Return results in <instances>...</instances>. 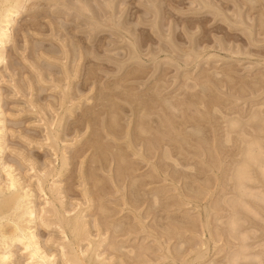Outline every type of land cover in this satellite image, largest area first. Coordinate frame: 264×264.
<instances>
[{
	"label": "rangeland",
	"instance_id": "1",
	"mask_svg": "<svg viewBox=\"0 0 264 264\" xmlns=\"http://www.w3.org/2000/svg\"><path fill=\"white\" fill-rule=\"evenodd\" d=\"M84 1L97 11L95 19L87 12L80 15L77 0H68L71 6L66 8L61 2L25 0L26 7L11 26V37L6 43L7 58L0 64L3 111L0 118L6 120L7 130L0 180L9 179L10 168L4 165L6 162L23 185L33 189L32 199L37 210L49 207L44 203L52 197L49 188L55 183L64 206L59 202H54V206L64 213L62 215L68 218L70 214L85 212L82 215L91 242L84 241L75 249L78 247L79 254L82 251L90 254L97 247L95 251L105 264H235L237 257L238 260L241 257L238 264H264V178L257 167L250 165L257 183L244 184L256 197L250 196V192L249 195L243 193L244 196L234 182V170L243 159L240 153L247 149L246 145L249 147V141L259 140L264 152V0H113L115 14L111 20L121 23L116 27L106 25L109 18L105 13L107 0ZM34 19L36 26H32ZM19 20L29 23L26 29L18 30ZM91 20L101 28L94 29ZM66 72L69 75H65ZM156 88L160 92L156 90L155 94ZM117 89L122 90V94ZM65 92L69 93L66 94L68 98ZM127 92L131 102L127 100ZM204 92L217 100L214 98L206 105L201 97ZM102 93L106 95L101 96ZM189 95L198 96L194 98L197 101H191ZM158 96L162 97L160 104H153V110L152 104L147 106L149 116L145 111L146 118L142 120L146 129L156 134L153 138L159 141L152 139L153 142L143 134L147 136V144L141 134L136 138L135 123L139 120L140 107L137 110L135 106L139 100L141 103L147 101V105L151 98ZM32 100L37 109L33 108ZM111 102L114 108L116 105L119 108L116 111L121 128L117 137L107 133L106 128V106H111ZM179 104L182 110H171L170 105ZM41 107L46 110L43 112ZM90 108L99 111V118L91 116L94 111ZM89 116L99 119L96 121L98 130L93 122H85ZM81 118L84 119L82 123ZM159 119L163 129L157 124ZM45 120L52 123L49 128L59 138L57 150L55 146L52 150L44 145L47 143L44 141ZM179 124H182V132L178 130ZM189 124L204 132L196 128V134ZM164 129L169 132L164 133ZM227 133L229 142L222 143ZM95 135L103 144L124 150L130 167L133 165L135 169L131 167L132 171L116 177L117 163L113 153L106 154L105 162L94 157L97 156L95 149L89 144ZM205 137L208 142L199 140ZM129 140L133 141L131 147ZM206 143L212 149L207 151ZM128 148L133 149L134 154ZM164 149L169 154L172 150L177 154L168 156L163 153ZM64 155L68 159L67 166L61 168ZM45 170L54 174L45 184V192L49 191L46 196L37 182ZM92 172L100 178L101 184H106V189L101 184L93 189L89 180ZM128 175L136 178L135 182L139 181L135 183ZM156 197L159 198L156 200ZM100 201H104L103 205L110 212L101 213ZM231 201L232 207L236 206L233 209L228 205ZM106 216L110 218L104 219ZM233 219L240 224L234 226ZM181 220L188 222H184L185 225ZM41 223L38 220L36 227L39 243L48 251L46 253L55 254L58 264H65L59 257V241L73 242L71 234L66 231L64 235L63 229L46 228ZM170 231L175 232L171 237ZM96 242L102 243L100 247L94 245ZM117 248L119 251H115ZM137 249L141 251L138 253ZM10 251L15 254L13 264H31L21 245ZM197 254L204 257L199 260Z\"/></svg>",
	"mask_w": 264,
	"mask_h": 264
},
{
	"label": "bare ground",
	"instance_id": "2",
	"mask_svg": "<svg viewBox=\"0 0 264 264\" xmlns=\"http://www.w3.org/2000/svg\"><path fill=\"white\" fill-rule=\"evenodd\" d=\"M25 0H0V64L4 61V60H6V58H7V48H6V43L10 40V37H11V26H12V24L14 23V22H16V19H17V17H18V15H20L21 14V12H22V10H23V8L24 7H26V5L24 6V4H23V2H24ZM46 1V3L47 2H50V3H56V4H58L59 2H61L62 4H63V7H65L66 8V6H68V5H70V4H68L67 2H68V0H45ZM78 2H79V5H78V7H76L77 8V10H79L80 12H81V14L80 15H82V13L83 14H85L86 12L87 13H89L90 14V17H91V19H95V17H96V14H97V11L96 10H92L91 9V7L84 1V0H77ZM60 3V4H61ZM33 5H35V4H32V6ZM71 6V5H70ZM70 6L68 7V8H70ZM206 6V5H205ZM30 7H31V5H30ZM59 8V7H58ZM72 8H74V7H72ZM29 9V8H28ZM74 10H75V8H74ZM76 10V11H77ZM99 10V9H98ZM103 10V9H102ZM104 11V10H103ZM105 13L107 14V15H109V18H108V21H107V24L106 25H113L114 27H116L117 25L118 26H121L120 24L121 23H113V21L111 20V18H112V16L115 14V8H114V1L113 0H107V4H106V7H105ZM99 15V14H98ZM87 17H89L88 16V14L86 15ZM101 16V15H100ZM33 17V16H32ZM86 17V18H87ZM89 17V18H90ZM107 17V16H106ZM37 18V17H36ZM35 18V19H36ZM34 19V23H32V26H36V24H35V22H36V20ZM38 19V18H37ZM26 20V19H25ZM30 20V19H29ZM20 21V20H19ZM92 21V20H91ZM28 22V21H27ZM92 22H94V21H92ZM115 22V21H114ZM19 23V22H18ZM106 23V22H105ZM105 23H104V25H105ZM103 24V23H102ZM29 25V23H26L24 20H22V21H20V23H19V26H18V30H24V29H26L27 28V26ZM262 25V24H261ZM264 25V24H263ZM93 27H94V29H96V28H98V29H100L101 28V25L99 24V23H97V22H94L93 23ZM114 27H112V28H114ZM31 28V27H30ZM39 28V27H38ZM37 28V29H38ZM103 28V27H102ZM104 28H106V27H104ZM109 28H111V27H109ZM33 29H34V27H33ZM124 29V28H123ZM17 30V31H18ZM116 30V29H115ZM119 30V29H118ZM61 31V30H60ZM22 32V31H21ZM128 32V31H127ZM19 33V32H18ZM144 35H146V34H144ZM15 36V35H14ZM17 36V35H16ZM18 37V36H17ZM146 38H148L147 36H146ZM16 39V38H15ZM130 39V38H129ZM128 39V40H129ZM79 41V40H78ZM136 41V40H135ZM80 42V41H79ZM142 42V41H141ZM134 43V42H133ZM132 44V43H131ZM134 47V46H133ZM82 57V56H81ZM67 70V69H66ZM65 70V71H66ZM93 70H95V69H93L92 68V71ZM64 71V72H65ZM92 71L90 72V71H88L87 70V72H90V73H92ZM87 72H86V74H87ZM95 72V71H94ZM68 72H66V74L65 75H69V74H67ZM89 75H91V74H89ZM86 77V76H85ZM68 78H70V77H68ZM88 79V81H89V79L91 80L92 79V77H90V78H87ZM87 79H85L86 81H87ZM259 81V80H258ZM97 82H98V79H97ZM257 82V81H256ZM255 82V83H256ZM86 83V82H85ZM88 83H90V82H88ZM87 84V83H86ZM96 84H98V83H96ZM116 84V83H115ZM258 84V83H257ZM118 85V84H117ZM122 85V84H121ZM120 86V85H119ZM117 87V86H116ZM159 87V86H158ZM113 88H114V86H113ZM118 88H120V87H118ZM112 89V88H111ZM116 89V88H115ZM121 89H122V87H121ZM118 91H120L119 89H117ZM123 90V89H122ZM121 90V91H122ZM157 90V92H160V89H155L154 90V92ZM0 91H1V89H0ZM33 91V90H32ZM115 91V90H114ZM120 91V94H122V92ZM125 91V90H124ZM68 92V91H67ZM67 92H65V96L68 98V96L66 95V94H69V93H67ZM126 92V91H125ZM154 92L152 93V94H154ZM207 92H210L209 90L207 91ZM110 93V92H109ZM114 93H116V91L114 92ZM117 93H119V92H117ZM205 93V92H204ZM212 93V92H211ZM103 95H101V96H104V95H106L105 93H102ZM113 94V93H112ZM123 94H124V92H123ZM130 94V93H129ZM155 94H156V92H155ZM32 95V94H31ZM109 95H111V93L109 94ZM116 95V94H115ZM125 95L128 97V99L127 100H129V96H128V92L127 93H125ZM124 95V96H125ZM201 95H204V96H201L202 97V99H207V101H204V100H202V99H200V100H202V102H205V104H206V102H208L209 104L210 103H212L213 101V99L214 98H216V97H213L210 93H205V94H201ZM70 96V95H69ZM118 97H120L119 96V94L117 95ZM124 96H122V98L124 97ZM131 96V95H130ZM134 96V95H133ZM132 96V97H133ZM153 96V95H152ZM157 96V95H156ZM190 96V100L191 101H197V100H195V99H198V96H195V95H192V97H191V95H189ZM100 97V96H99ZM106 97V96H105ZM109 97V96H108ZM110 97H112V96H110ZM113 97H114V94H113ZM131 97V98H132ZM149 97H151V94H150V96ZM153 97H155V96H153ZM200 97V98H201ZM115 98V97H114ZM113 98V99H114ZM121 98V97H120ZM133 98H135V97H133ZM137 98V97H136ZM135 98V99H136ZM195 98V99H194ZM63 99H66V98H63ZM112 99V100H113ZM123 99H125V97L123 98ZM134 99V100H135ZM147 99H148V97H147ZM146 99V100H147ZM161 99H162V97H159L158 96V98H151V100H150V98H149V100L151 101L150 103H147V105H146V102H143V103H141V101H140V103H139V101L137 102L138 104H136L137 106H135L136 108L138 107H140V109L138 110V108H137V112H138V114H139V120H137L138 121V123H137V121H136V123H135V125L137 126V132L134 130V128L136 127H134L133 128V130L136 132V134H137V136H136V138L137 137H140V134L144 137L145 135H143V134H146V135H148L150 138V140H152V139H154L153 137L156 135H153V132L151 133V131H149V129L147 128L146 129V125H145V122L142 120V119H145L146 118V113L148 112V111H146V110H148L146 107L147 106H150V104H155V106H156V103H158V104H160V101H161ZM67 100V99H66ZM66 100H65V102L64 103H66ZM101 100H102V98H101ZM106 100V99H105ZM126 100V99H125ZM131 100V99H130ZM129 100V102H131ZM133 100V101H134ZM149 100H148V102H149ZM215 100H217V98L215 99ZM64 101V100H63ZM103 101V100H102ZM102 101H101V103H100V106H102ZM110 101V100H109ZM132 101V102H133ZM1 102H2V96H1V94H0V117L1 116H3V111L1 110ZM68 102V101H67ZM136 102V101H135ZM134 102V103H135ZM164 102L166 103H169L168 102V100H164ZM32 106H33V108H36V106L34 105L35 104V102L32 100ZM31 103H29L30 105H31ZM63 103V104H64ZM72 103V102H71ZM71 103H70V105H71ZM76 102H74L73 103V105L75 104ZM81 103V102H80ZM99 103V102H98ZM103 103H107V102H103ZM110 103V102H109ZM62 104V105H63ZM111 106L109 105V106H106V107H108L107 108V114H108V119H107V126H106V128L108 129V131L109 132H107V133H109V134H111V135H119V133H120V128H121V126H120V124H119V114H118V112L116 111V109H119V108H117V105H116V108H114V106H115V104L114 103H112L111 102ZM170 104V103H169ZM214 104V103H213ZM65 105V104H64ZM81 105H82V103H81ZM98 105V104H97ZM107 105H108V103H107ZM142 105V106H141ZM152 105H151V107H152ZM207 105V104H206ZM69 106V105H68ZM68 106H67V108H68ZM74 106H76V105H74ZM105 106V105H104ZM181 106L182 105H170V108H171V110H173V108H175V109H181ZM38 107V106H37ZM63 107V106H62ZM70 107V106H69ZM168 107V106H167ZM42 108V107H41ZM64 108V107H63ZM98 108V107H97ZM100 108V107H99ZM98 108V109H99ZM103 108V107H102ZM153 108H154V105H153V107H152V110H153ZM157 108V107H156ZM37 109V108H36ZM91 109V108H90ZM104 109V108H103ZM207 109H209V108H207L206 107V110ZM212 109V108H211ZM31 110H34V109H31ZM42 110H43V112H44V110H46V109H44V108H42ZM70 110V109H69ZM93 109H91V111H92ZM101 110V109H100ZM106 110V109H105ZM150 110V109H149ZM182 110V109H181ZM180 110V111H181ZM37 111V110H36ZM40 111V110H39ZM64 110H62V112H63ZM68 111V110H67ZM94 111V110H93ZM102 111H104V110H101L100 112H102ZM145 111H146V113H145ZM174 111V110H173ZM176 111V110H175ZM209 111V110H208ZM38 112V111H37ZM36 112V113H37ZM209 112H211V111H209ZM34 113H35V110H34ZM67 113H69V112H67ZM87 113V112H86ZM88 113H90V111L88 112ZM103 113V112H102ZM63 114H64V112H63ZM71 114H73V113H71ZM92 114H94V116L95 115H97V117H98V115H100V113H99V111L98 110H96V111H94V112H92L91 113V116H93ZM137 114V115H138ZM149 114V112L147 113V115ZM82 115V114H81ZM80 115V116H81ZM85 115V114H84ZM88 115V114H87ZM103 115V114H102ZM101 115V116H102ZM151 115V114H150ZM86 116V115H85ZM85 116H83V117H85ZM149 116V115H148ZM173 116V115H172ZM64 117V116H63ZM137 117V118H138ZM46 118V117H45ZM44 118V119H45ZM61 118V117H60ZM99 118V117H98ZM148 118H150V117H148ZM183 118V117H182ZM2 118H0V162L2 161V157H3V155H4V149H3V145L6 143V133H7V130H6V120L5 119H3V120H1ZM64 118H62L61 120H63ZM80 119V118H79ZM78 119V120H79ZM154 120H155V118H153ZM88 122H93V124H94V126H95V128L97 127L98 128V126H96V125H98L97 123H96V121L98 120V122H99V119H97L96 120V118L95 117H93V118H90V116L89 117H86V119H85V122L86 123H88ZM148 119H146V121H147ZM152 120V119H151ZM157 120V119H156ZM160 120V121H159ZM158 120V125L160 126V128L161 129H163V122L161 121V119H159ZM82 121H84V119L82 120V118H81V123H82ZM45 126H44V128H45V130H46V137H45V142H47L46 144H44V145H47V147H48V145L52 148V150H53V146H58V143H57V141L59 142V138H58V136H56L55 135V132L54 131H51V129L49 128V125L51 124L52 125V123H50V124H48V122H50V121H46L45 120ZM80 122V121H79ZM78 122V123H79ZM148 122V121H147ZM146 122V123H147ZM150 122V121H149ZM154 122V121H153ZM195 122H199V121H195ZM61 123V122H60ZM156 123V122H155ZM165 123V122H164ZM184 123H186V121L184 122ZM188 123V122H187ZM187 123H186V125H187ZM76 124V123H75ZM92 124V125H93ZM50 125V126H51ZM77 125V124H76ZM80 125V124H79ZM82 125V124H81ZM91 125V126H92ZM147 125H150V124H147ZM158 125L157 126H155V127H158ZM185 125V124H184ZM90 126V127H91ZM189 126H191L190 124H189ZM52 127V126H51ZM60 127V126H59ZM150 127V126H149ZM166 127V126H165ZM180 127H182V124H179V129L178 130H180L181 132H182V128H180ZM192 127V129H194L193 131L196 133V128H198L201 132H204V131H202V128H200V127H198V126H191ZM95 128H93V129H95ZM96 128V129H97ZM152 128H154V126H152ZM167 128V127H166ZM59 130H60V128H58ZM157 129H159V128H157ZM185 129V128H184ZM98 130V129H97ZM97 130H95V131H97ZM160 130V129H159ZM104 131H106V129L104 130ZM122 131V130H121ZM158 131V130H157ZM161 131V130H160ZM166 130L164 129V133H166V132H169V130L168 131H166ZM184 131V130H183ZM58 132V131H57ZM180 132V133H181ZM263 132V131H262ZM98 133V132H97ZM121 133H123V132H121ZM170 133H172V132H170ZM185 133H188V132H185ZM191 133V132H190ZM59 134V133H58ZM93 134H95L94 133V131H93ZM128 134V133H127ZM135 134V135H136ZM167 134V133H166ZM189 134V133H188ZM197 134V133H196ZM98 135V134H97ZM121 135H123V134H121ZM135 135H134V137H135ZM150 135H153V136H150ZM229 133H227V137L225 138V140H223V142L222 143H227V142H229ZM258 135V134H257ZM96 136V135H95ZM99 136H100V134H99ZM99 136H96L92 141H91V144H89V146L91 145L92 146V149L94 148L95 149V151L94 152H96V155L97 156H94L95 158L97 157V158H102V161H106L107 159H106V154H108V152H111V153H113L114 154V157H115V159H116V163H117V175L115 174V176L116 177H119V176H124L125 175V173L127 172V173H129V171H132L133 170V168H134V166L132 165L131 167H133V168H131L130 167V164H129V162L127 161V157H126V152H124V150H122V149H117V148H115L114 146H109V145H107V144H103L101 141H100V139H98L99 138ZM116 136V137H117ZM167 136V135H166ZM172 136H174V134L172 135ZM263 136H264V134H263ZM122 137H124V136H122ZM128 137V136H127ZM152 137V138H151ZM169 137V136H168ZM170 137H171V135H170ZM179 137V136H178ZM178 137H177V139H178ZM130 138V137H129ZM142 138V137H141ZM145 138V137H144ZM146 138H147V136H146ZM143 139V141H144V143L147 141V139ZM181 138V137H180ZM243 139H244V136L242 137ZM241 138V139H242ZM252 138H254V137H252ZM128 139V138H127ZM148 139V140H149ZM171 139V138H170ZM175 139V138H174ZM176 139V140H177ZM240 139V140H241ZM134 140V139H133ZM141 139L139 138V141H140ZM156 140V138L154 139V141ZM171 140H173V139H171ZM175 140V141H176ZM199 140H202V141H204V142H208V141H206V137L205 138H202V139H199ZM246 140V139H245ZM251 140V139H250ZM130 141V140H129ZM153 141V140H152ZM153 141V142H154ZM157 141H159V140H156V142ZM174 141V140H173ZM179 141V140H178ZM183 140H180V143L182 142ZM186 141V140H185ZM188 141V140H187ZM248 141V140H247ZM247 141H245L246 143H247ZM259 140H254V141H252V142H250L249 141V147L246 145V150L245 151H243V152H241L240 154H243L242 156H243V159H242V163L240 164H238L237 165V168H235V175H234V177L236 178L235 180H234V182H235V185L237 186V187H239V190L241 191V193L243 194V193H247L248 192V195H249V192L250 191H248V189L249 188H247V186L244 184L245 182H249V185H251L250 183H252V184H255V183H257V182H255V179H254V177L251 175L252 174V170H250L251 168H250V165H254L255 167H257L258 168V170H259V174H262L261 175V177L262 178H264V157H263V151H262V148H261V142L259 141ZM135 142V141H134ZM152 142V143H153ZM136 143H139L138 141H136ZM136 143H134V144H136ZM147 144L149 143V141L148 142H146ZM159 143V142H158ZM161 143V142H160ZM178 143V142H177ZM183 143V142H182ZM202 143V142H201ZM241 143H243L244 144V141H242ZM156 144V143H155ZM154 144V145H155ZM164 144V143H163ZM186 144H188V143H186ZM209 144V143H208ZM43 145V144H42ZM41 145V146H42ZM44 145H43V147H44ZM116 145V144H115ZM133 145V141H130V147ZM145 145V144H144ZM165 145V144H164ZM204 145V144H203ZM206 145H207V143L204 145V147H206ZM223 145V144H222ZM40 146V145H39ZM40 146V147H41ZM127 146H128V143H127ZM159 146V145H158ZM161 146V145H160ZM168 146V145H167ZM210 146V145H209ZM244 147H245V145H243ZM49 147V148H50ZM54 147V148H55ZM146 147H148L147 145H146ZM166 147V146H165ZM207 147H208V145H207ZM206 147V148H207ZM42 148V147H41ZM89 148V147H88ZM91 148V147H90ZM120 148V147H119ZM124 148V147H123ZM169 148H170V146H169ZM209 148H211V147H208V149H207V151L209 150ZM58 148L56 147V150H57ZM128 149H131V148H128ZM147 149V148H146ZM212 149V148H211ZM132 151H133V149H131ZM149 150H150V148H149ZM165 150V152H163L164 154H168V156L170 155V154H172V153H175V152H173V150H172V153H170L169 154V151L168 150H166V149H164ZM169 150H171V148L169 149ZM174 150H175V148H174ZM177 150V149H176ZM175 150V151H176ZM218 150V149H217ZM146 151V150H145ZM178 151V150H177ZM213 151V150H212ZM136 152V151H135ZM147 152V151H146ZM149 152V151H148ZM151 152V151H150ZM149 152V153H150ZM211 152V151H210ZM208 153V152H207ZM65 154V153H64ZM133 154H134V151H133ZM148 154V153H147ZM177 154V152L175 153V155ZM128 155V154H127ZM163 155V154H162ZM164 156V155H163ZM163 156H161V157H163ZM171 156H173V154L171 155ZM93 157V158H94ZM169 158V157H168ZM166 159V158H165ZM171 159V157L169 158V160ZM67 156H63L62 157V164L61 165H63V166H61V168H63V167H65V166H67ZM101 160V159H100ZM168 160V159H167ZM172 160H174V159H172ZM178 160H179V158H178ZM95 161H97V160H95ZM101 161V162H102ZM104 162H102V163H104ZM173 162V161H172ZM175 163V162H174ZM163 164H164V167H165V163L163 162ZM167 164V163H166ZM4 165L5 166H8L9 168H10V171L7 173V177H9V179H5V180H0V264H13L14 263V259H15V254L13 253V252H11L10 250H11V248L12 247H14V246H16V245H21V247H22V249L27 253V255L29 256V258H30V263L31 264H58V261H56V257H55V254H48V253H46V252H48L46 249H44L43 248V246L39 243V241H38V234H37V232H36V227H37V221L38 220H41V224H43V226L44 227H46V228H50V227H52V226H56V227H59L60 229H63L62 230V234H64V233H66V231H69L68 233L69 234H71V236H72V238H73V242H70V241H65V242H62V240L61 241H59L60 242V245H59V248H60V256L59 257H61V260H62V262L63 263H65V264H105V263H103V261H101V255L98 253V251H95V249L97 248V247H94L95 249L90 253V254H84V252L82 251L81 252V254H79L77 251H79V250H76V249H78V247L81 245V243L82 242H84V241H88V243L89 242H91L90 241V234H89V230H87V223L85 222V220L86 219H84L85 217H84V215H82V213L84 214L85 212H80V213H77L76 215H71V217H70V215H69V217L68 218H66V216L65 215H62V214H64V213H60V211L57 209V207L56 206H54V202H59V203H61V206H64L63 205V203H62V201H61V196H60V191H58V187H56V186H54V184L55 183H53L52 182V184H51V186H50V184H49V186H50V188H49V191L47 190L46 192H49V194L51 193V195H52V197L51 198H49V199H46V201H45V205H49V207L48 208H45L44 206L42 207V208H40L39 210H37L36 209V207H35V205H34V203H35V201H33V199L32 198H34V194H33V189H31V188H26L25 187V185H23V183L21 182V178H19V177H17V176H15L14 175V172L12 171V166L11 165H7V163L6 162H4ZM168 165V164H167ZM177 164H175V166H176ZM168 166H170V165H168ZM185 166V165H184ZM253 166V167H254ZM167 167V166H166ZM185 167H187V166H185ZM61 168H60V170H59V172L61 171ZM66 168V167H65ZM64 168V169H65ZM191 168V167H190ZM135 169V168H134ZM193 169V168H192ZM257 170V171H258ZM56 171H58V170H56ZM68 171V170H67ZM92 171V170H91ZM90 171V172H91ZM233 171V170H232ZM234 171H233V173H234ZM55 172V171H54ZM64 172V171H63ZM116 172V171H115ZM177 174H178V172L177 171H175ZM197 172H200V171H197ZM261 172V173H260ZM183 173V172H182ZM56 174H57V172H56ZM62 174V173H61ZM131 174V173H130ZM134 174V173H133ZM132 174V175H133ZM200 174H201V172H200ZM41 176L43 175V174H40ZM58 175V174H57ZM63 175V174H62ZM88 175V174H87ZM186 175H187V173H186ZM36 176V175H35ZM39 176V175H38ZM37 176V177H38ZM51 176H54V174H53V171H48V170H45V172H44V175H43V177H38V179H37V182L39 181V185H40V187H38L40 190H41V192H43L44 193V195L46 196L47 195V193L45 192V184H47L50 180H49V178L51 177ZM90 176V175H89ZM194 176V175H193ZM197 176V175H196ZM258 176V175H257ZM128 177L130 178L131 176L130 175H128ZM145 177V176H144ZM144 177H143V179H144ZM190 177H191V175H190ZM198 177V176H197ZM233 177V178H234ZM85 178H87V177H85ZM119 178H121V177H119ZM123 178V177H122ZM199 178V177H198ZM201 178V177H200ZM127 179V178H126ZM131 179H133L132 181H134V179H136V178H134V177H131ZM130 179V180H131ZM139 179H141V178H139ZM228 179V178H227ZM232 179V178H231ZM230 179V180H231ZM89 180H90V184L92 183L93 184V189L95 188V187H97L98 186V184H101V180H100V178L98 179V176H96V174H95V172H94V174H93V172H92V175L90 176V178H89ZM88 180V181H89ZM116 180V179H115ZM119 181H120V179H118ZM197 180V179H196ZM206 180V179H205ZM208 180V179H207ZM233 180H232V182H233ZM87 181V180H86ZM122 181H124V179L123 180H121V182ZM137 182L139 181V180H136ZM140 181H142V180H140ZM146 181V180H145ZM257 181V180H256ZM264 181V180H263ZM262 181V182H263ZM85 182V181H84ZM100 182V183H99ZM135 182V181H134ZM137 182H135V183H137ZM87 183V182H86ZM116 183H118V182H116ZM140 183V182H139ZM146 183V182H145ZM204 183V182H203ZM207 183V182H206ZM209 183V182H208ZM207 183V184H208ZM140 184H143V182L142 183H140ZM247 184V183H246ZM56 185V184H55ZM95 185H97V186H95ZM103 185V187H105L106 186V184L105 183H103V184H101V186ZM132 185V184H131ZM134 185V184H133ZM133 185H132V188H133ZM138 185V184H137ZM185 185H187L186 183H185ZM95 186V187H94ZM117 186V185H116ZM136 185H134V187H135ZM143 186V185H142ZM189 186V185H188ZM191 186V185H190ZM235 186V187H236ZM100 187V186H99ZM137 187H141V186H137ZM136 188V187H135ZM134 188V189H135ZM97 189V188H96ZM100 189V188H99ZM105 189H106V187H105ZM104 189V190H105ZM133 189V190H134ZM235 189V188H234ZM95 190V189H94ZM103 190V189H102ZM103 190V191H104ZM137 190V189H136ZM136 190H134L135 191V193H138ZM236 190L238 191V189L236 188ZM131 191V190H130ZM192 191V190H191ZM240 191H238V192H240ZM98 192V194H99V192L100 191H97ZM238 192H236L237 194H238ZM241 193H240V195L239 196H241ZM93 194V193H92ZM101 194V193H100ZM63 195V194H62ZM88 195V194H87ZM95 195V194H94ZM134 195H139V194H133V196ZM153 195H154V193H153ZM158 194H155V196H157ZM244 195V194H243ZM253 195H255V194H252V192H250V196H253ZM93 196V195H92ZM97 196V195H96ZM96 196H94V197H96ZM245 196V195H244ZM139 197V196H138ZM159 197H160V195H159ZM158 197V198H159ZM253 197H256V196H253ZM46 198V197H45ZM48 198V197H47ZM133 199H134V197H132ZM136 198V197H135ZM157 197H156V200L158 199ZM222 198H223V196H222ZM226 198V197H225ZM233 198H235V197H233ZM92 199V198H91ZM90 199V200H91ZM94 199H97V197L96 198H94ZM138 200H139V202H140V200L141 199H139V198H137ZM224 199V198H223ZM238 199H240V198H238ZM259 199V198H258ZM155 200V199H154ZM153 200V201H154ZM235 200V199H234ZM233 200V201H234ZM86 201H87V199H86ZM95 201H97V200H95ZM134 201V200H133ZM135 201H136V199H135ZM153 201H152V203H153ZM160 201V200H159ZM162 201V200H161ZM222 201V200H221ZM235 201H238L237 200V198H236V200ZM256 201H258V200H256ZM89 202V201H88ZM87 202V203H88ZM104 202V201H103ZM103 202H101L100 201V203L98 204V206L100 205V211H101V213H104L105 214V212H106V207L103 205L104 203ZM132 202V201H131ZM156 202H158V201H156ZM155 202V203H156ZM232 202V201H231ZM58 203V204H59ZM89 203H91V202H89ZM137 203V205H138V202H135V204ZM142 203V202H141ZM154 203V204H155ZM159 203V202H158ZM93 203H91V205H92ZM164 204V203H163ZM233 205V202L232 203H228V205L229 206H231L232 207V205ZM235 204V203H234ZM236 204H238V203H236ZM235 204V205H236ZM240 201H239V206H240ZM244 203L242 202V205H243ZM43 205V204H42ZM153 205V204H152ZM157 205V204H156ZM158 205H160V204H158ZM162 205V204H161ZM160 205V206H161ZM226 205H227V203H226ZM246 205V204H245ZM60 206V205H59ZM61 206L59 207V208H61ZM87 206H89V204H87ZM155 206V205H154ZM165 206V205H164ZM47 207V206H46ZM85 207H86V205H85ZM84 207V208H85ZM97 207V206H96ZM233 207H236V206H233ZM233 207H232V209H233ZM99 208V207H98ZM162 208H164L163 206H162ZM87 209V208H86ZM85 209V210H86ZM89 209V208H88ZM235 209V208H234ZM61 210H63V209H61ZM83 209H81V211H82ZM99 210V209H98ZM108 212H110L109 210H107ZM249 210H247V212H248ZM67 212V211H66ZM66 214V213H65ZM97 214H100V212H98ZM107 215V214H106ZM67 216H68V214H67ZM103 216H105V215H103ZM102 216V217H103ZM107 216H110V215H107ZM104 217V219H106V218H110V217ZM159 218V217H158ZM103 219V218H102ZM177 219V218H176ZM183 219V218H182ZM100 220V219H99ZM157 220H159V219H157ZM234 220V219H233ZM237 220V219H236ZM239 220V219H238ZM96 221H98V220H96ZM102 221V220H101ZM176 221H180V219L179 220H176ZM182 221V220H181ZM232 221V220H231ZM230 221V222H231ZM235 221V220H234ZM233 221V222H234ZM240 221V220H239ZM100 222V221H99ZM99 222H96V223H99ZM183 222V221H182ZM185 222V221H184ZM183 222V224H185V223H187L188 221H186L185 223ZM232 222V223H233ZM236 222V221H235ZM102 223V222H101ZM101 223H100V225H101ZM106 223V222H105ZM237 223L238 222H236L235 224H234V226H237ZM161 224V223H160ZM178 224H181L180 222L178 223ZM182 224V225H183ZM240 223H238V225H239ZM109 225V224H108ZM113 225V224H112ZM186 225V224H185ZM189 225V224H188ZM98 226H99V224H98ZM162 226V225H161ZM165 226V225H164ZM231 226H233V225H231ZM55 227V228H56ZM102 228L104 227L105 228V225L104 226H101ZM109 227V226H108ZM163 227V226H162ZM168 226H166V228H167ZM107 228V227H106ZM109 228H111L110 230L112 231V227H109ZM160 226H159V231H160ZM166 228L164 227V229L166 230ZM115 229V228H114ZM122 229V228H121ZM169 230H171L170 228H168ZM101 230V229H100ZM108 230V229H107ZM117 230V229H116ZM123 230V229H122ZM61 231V230H60ZM161 231H163L164 232V230L163 229H161ZM116 232V231H115ZM114 232V233H115ZM167 232V231H166ZM165 232V233H166ZM172 232H174V231H170V237H171V235L173 236L174 235V233L172 234ZM113 233V234H114ZM68 234V235H69ZM64 235H66V234H64ZM63 235V236H64ZM118 234H117V232H116V236H117ZM166 235H169V232H168V234H166ZM177 236V235H176ZM176 236L175 237H172V238H176ZM211 236H212V234H211ZM63 238V237H62ZM72 238H71V240H72ZM177 238H179V236L177 237ZM181 238V237H180ZM64 240H65V237H64ZM93 240V239H92ZM100 240V239H99ZM98 240V241H99ZM104 240H105V238H104ZM108 240V239H107ZM181 240V239H180ZM179 240V241H180ZM51 241V240H50ZM101 241H103V239L101 240ZM178 241V242H179ZM58 242V241H57ZM62 242V243H61ZM100 242V241H99ZM104 242V241H103ZM85 243H87V242H85ZM93 243V242H92ZM105 243V242H104ZM112 243H114V242H112ZM58 244V243H57ZM91 244V243H90ZM99 245V247H100V245L102 244V243H97L96 242V244H94V245ZM54 245V244H53ZM76 245L78 246L76 249H75V247H76ZM113 245V244H112ZM115 245V244H114ZM113 245V246H114ZM90 246H92V245H90ZM81 247V246H80ZM79 247V248H80ZM89 247V246H88ZM119 248H117V250H115V251H119L118 250ZM140 249V248H139ZM139 249H137L138 250V253L142 250V248H141V250H139ZM91 250V249H90ZM97 250V249H96ZM168 250V249H167ZM179 250H180V248H179ZM86 251H88V250H86ZM130 251V250H129ZM133 252V251H132ZM135 252H137L136 251V249H135ZM85 253H87V252H85ZM88 253H89V251H88ZM117 253V252H116ZM120 253V252H119ZM119 253H117V254H119ZM129 253H131V252H129ZM138 253H136V255L138 254ZM177 253V252H176ZM171 254V253H170ZM178 254V253H177ZM199 254V253H198ZM197 254V255H198ZM201 255V254H200ZM119 256V255H118ZM235 256V255H234ZM233 256V257H234ZM197 257H199V260H200V258L201 257H204L203 255H201V256H197ZM169 258V257H168ZM231 258V257H230ZM238 258V257H237ZM236 258V260L234 259V261L235 262H239V260H240V258H239V260ZM171 260H173V258L172 259H170V261ZM198 260V259H197ZM189 261V260H188ZM228 261V260H227ZM191 262V261H190ZM232 262H233V259H232ZM238 262L237 263H235V264H238ZM229 264H231V262H228ZM234 263V262H233ZM232 263V264H233ZM112 264V263H111ZM192 264V263H191Z\"/></svg>",
	"mask_w": 264,
	"mask_h": 264
}]
</instances>
